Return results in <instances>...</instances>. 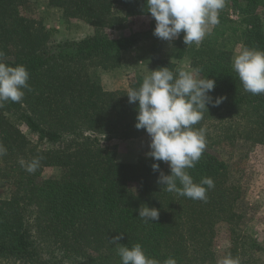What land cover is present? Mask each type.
<instances>
[{"label": "trees", "instance_id": "1", "mask_svg": "<svg viewBox=\"0 0 264 264\" xmlns=\"http://www.w3.org/2000/svg\"><path fill=\"white\" fill-rule=\"evenodd\" d=\"M26 1L0 0L3 62L24 65L30 73L22 100L0 104V143L7 148L0 156V180L11 183L10 196L0 199V263L122 264L110 242L121 233L118 244L131 248L139 243L161 264L169 257L178 264H217L221 227L227 243L223 257L264 264V246L242 227L246 190L233 179V166L222 152L242 140L264 145V94L245 91L232 68L237 44L264 51V0H226L228 10L219 11V24L200 44L185 45L181 33L168 57L152 61V70L168 67L178 73L185 70L178 62L188 60L192 69L201 70V78L216 81L209 93L213 100L224 98L219 106L209 104V112L193 126L206 130V148L187 171L195 183L205 177L214 181L206 200L163 190L158 179L161 172L171 174L167 163L148 154L134 163L120 162L112 144L149 137L135 127L138 102L130 104L127 96L144 76H134L124 92L102 84L103 74L122 66L126 51L144 41L152 51L158 49L156 21L145 31L120 37L106 32L151 16L146 0H48L64 19L84 21L95 30L92 36L57 44L51 41L55 31L43 20L24 14ZM118 8L122 17L114 15ZM34 157H42L40 167L29 173L19 161ZM154 163L160 171L153 170ZM49 167L59 168L60 176L45 178ZM144 205L158 209L159 219H140ZM46 243L58 255L45 259Z\"/></svg>", "mask_w": 264, "mask_h": 264}, {"label": "clouds", "instance_id": "2", "mask_svg": "<svg viewBox=\"0 0 264 264\" xmlns=\"http://www.w3.org/2000/svg\"><path fill=\"white\" fill-rule=\"evenodd\" d=\"M225 0H146L147 12L156 21L154 35L165 41H172L183 32V42L189 46L200 44L213 26L219 24V10ZM0 52V104L11 100L19 102L30 88V73L24 65L8 66ZM233 71L238 75L245 91L254 95L264 94V51L244 48L233 56ZM198 68L174 73L168 67L150 71L139 88L129 89L130 104L138 102V130H146L151 139L148 156L155 161H163L170 167L171 174L160 173L158 183L163 190L175 192L193 200H206L207 191L214 188L210 177L195 183L187 169L194 168L206 148V130L193 127L203 119L208 105L219 106L224 98L213 97L209 93L216 87V81L201 78ZM209 112V111H208ZM7 154V148L0 143V156ZM42 157L30 161L21 159L20 165L29 173L39 167ZM160 171V164L152 165ZM177 181L180 187L177 186ZM206 186V187H205ZM139 218L145 223L159 219V210L144 205L139 210ZM121 234L110 242L117 246L122 264H161L146 255L139 243L131 248L117 242ZM163 264H178L169 257ZM217 264H241L239 257L226 255Z\"/></svg>", "mask_w": 264, "mask_h": 264}, {"label": "rangeland", "instance_id": "3", "mask_svg": "<svg viewBox=\"0 0 264 264\" xmlns=\"http://www.w3.org/2000/svg\"><path fill=\"white\" fill-rule=\"evenodd\" d=\"M226 3L224 2V7ZM222 8V9H223ZM23 12L29 17L43 20L47 29L55 31L51 37L54 44L65 40H79L94 35V28L78 19L66 20L62 11L58 8L49 7L48 0H27L23 5ZM114 15L122 17L123 10L118 8ZM233 20H238L234 19ZM264 19V14H263ZM155 22L152 16L132 18L112 29H106L109 36L120 37L136 31H145ZM151 43V42H150ZM160 43V45H159ZM158 49L152 51L149 42H142L136 48L126 51L123 54L122 66L112 75H102V84L105 89L124 92L129 88L130 80L136 75L146 76L152 71V61L155 58L168 57L173 49V41L161 40L157 42ZM245 47L242 43L237 44L235 54ZM185 71L192 68L188 60L178 62ZM22 130L31 140L36 141L37 135L30 133L27 126L23 125ZM151 139H135L129 141H114V148L117 150L119 161L132 163L140 155L150 152ZM224 157L228 158L233 166L232 176L234 180H240L246 190L245 209L246 219L243 229L252 237L257 239L264 246V145L254 144L250 141H239L234 147H223ZM61 170L57 167H49L44 170L45 178L59 177ZM240 182V183H241ZM11 183L0 180V199H6L11 193ZM224 229L220 227L216 239V249L222 259L227 250ZM43 256L45 259L57 254L50 246L43 245ZM0 264H13L12 261H1Z\"/></svg>", "mask_w": 264, "mask_h": 264}, {"label": "crops", "instance_id": "4", "mask_svg": "<svg viewBox=\"0 0 264 264\" xmlns=\"http://www.w3.org/2000/svg\"><path fill=\"white\" fill-rule=\"evenodd\" d=\"M225 3H226V0H225ZM223 9H227L228 10V7L226 6V8H223ZM222 10V9H221ZM220 11V10H219ZM232 12V11H231ZM235 17H234V19H238V17H237V15H235V14H233ZM213 28H214V26L212 27V29H211V31L213 30ZM183 33V32H182ZM209 35V34H208ZM208 35H206V37L208 36ZM205 37V38H206ZM175 40V39H174ZM174 40H172V41H174ZM108 90V89H107ZM110 91H114V90H110ZM117 142H120V141H117ZM126 142V141H125ZM120 162H123V161H120ZM134 162H136V161H134ZM134 162H132V163H134ZM124 163H128V162H124Z\"/></svg>", "mask_w": 264, "mask_h": 264}, {"label": "built area", "instance_id": "5", "mask_svg": "<svg viewBox=\"0 0 264 264\" xmlns=\"http://www.w3.org/2000/svg\"><path fill=\"white\" fill-rule=\"evenodd\" d=\"M234 17H235V16L232 14V15H231V18H234Z\"/></svg>", "mask_w": 264, "mask_h": 264}]
</instances>
